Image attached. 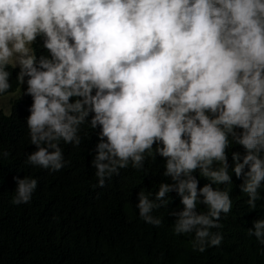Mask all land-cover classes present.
Returning <instances> with one entry per match:
<instances>
[{"label":"clouds","instance_id":"9594fccd","mask_svg":"<svg viewBox=\"0 0 264 264\" xmlns=\"http://www.w3.org/2000/svg\"><path fill=\"white\" fill-rule=\"evenodd\" d=\"M23 96L25 165L60 171L85 126L94 187L161 158L165 181L134 208L160 227L175 193L171 233L194 252L222 244L233 175L249 209L264 201V0H0V104ZM14 180L11 204H29L37 179ZM252 225L264 257V218Z\"/></svg>","mask_w":264,"mask_h":264},{"label":"trees","instance_id":"16d2710c","mask_svg":"<svg viewBox=\"0 0 264 264\" xmlns=\"http://www.w3.org/2000/svg\"><path fill=\"white\" fill-rule=\"evenodd\" d=\"M17 71L12 72L14 90ZM31 103L23 96L11 102L9 115L0 110V149L9 152L0 157V264H264L255 238L246 234L254 220L264 218V201L249 209L239 190L242 180L235 175L229 186L232 211L221 220L222 244L194 252L187 236L171 233L174 217L168 211L181 207L175 193L168 211L154 213L162 218L160 227L141 221L134 208L141 188L152 190L165 181L161 158L147 176L129 168L104 188L94 187L91 161L98 141L85 126L90 135L81 133L79 149L61 145L69 163L60 171L25 165V153L36 150L29 145L25 125ZM234 150L243 151L238 146ZM25 176L38 181L33 198L29 204L12 205L14 177ZM204 183L201 179L200 186Z\"/></svg>","mask_w":264,"mask_h":264},{"label":"rangeland","instance_id":"374dc122","mask_svg":"<svg viewBox=\"0 0 264 264\" xmlns=\"http://www.w3.org/2000/svg\"><path fill=\"white\" fill-rule=\"evenodd\" d=\"M23 98V97H22ZM21 98V99H22ZM16 100L15 97L11 98L7 103L0 104V110H2L5 114L9 115L11 113V102Z\"/></svg>","mask_w":264,"mask_h":264}]
</instances>
